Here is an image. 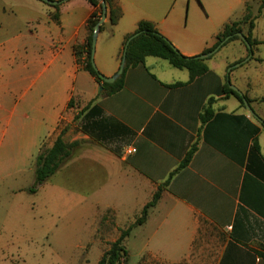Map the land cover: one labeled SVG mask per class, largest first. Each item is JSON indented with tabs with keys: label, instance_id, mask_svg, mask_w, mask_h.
<instances>
[{
	"label": "crops",
	"instance_id": "0c3cea01",
	"mask_svg": "<svg viewBox=\"0 0 264 264\" xmlns=\"http://www.w3.org/2000/svg\"><path fill=\"white\" fill-rule=\"evenodd\" d=\"M201 1L115 0L123 15L113 29L107 17L100 30L94 54L99 73L116 75L125 42L141 21L153 23L182 55L196 57L216 43L226 24L240 20L247 6L257 20L264 17L262 0H218L219 21L206 24L197 10ZM92 11L87 0L60 5L0 0L2 164L27 176L21 190L31 188L41 147L51 148L64 130L65 141L78 144L39 190L80 199L88 228L107 211L125 219L127 208L142 211L163 187L140 225L145 229L138 264H264V128L223 93L228 77L231 84L234 78L264 121V95L254 94L264 58L254 55L232 77L235 69L228 73L227 67L248 56L247 47L233 41L245 48L241 54L223 67L214 57L207 59L209 71L191 80L188 70L147 57L108 94L75 55L89 36ZM255 30L254 37L264 42ZM256 139L260 153L253 149ZM131 148L136 151L128 154ZM192 148L190 163L179 169Z\"/></svg>",
	"mask_w": 264,
	"mask_h": 264
},
{
	"label": "rangeland",
	"instance_id": "374dc122",
	"mask_svg": "<svg viewBox=\"0 0 264 264\" xmlns=\"http://www.w3.org/2000/svg\"><path fill=\"white\" fill-rule=\"evenodd\" d=\"M204 1L210 6V13ZM204 1L197 6L199 17L206 24L217 23L220 16L218 0ZM255 35L259 39L264 38V17H258ZM233 44L244 46L240 40ZM233 44H227L213 56L222 67L245 49ZM255 56L264 58V44L255 50ZM251 63L236 68L232 77ZM259 74L260 78H254L257 83L254 94L262 96L264 70L259 71ZM232 82L238 88L241 86L234 78ZM72 133H77L75 128ZM3 155L4 149L0 148V264H99L122 231L140 217L141 211L137 208L134 211L126 209L129 214L127 219L107 211L97 218L98 224L93 222L92 227L88 228L81 219L80 199H65L58 193L48 191V187L33 194L28 189L21 190L28 184L27 176H16L15 166L3 165ZM12 155L15 156V151ZM126 192L127 200L131 196ZM144 229L142 226L137 227L128 238L126 248L130 252V259L128 262L123 258L121 264H138L137 250Z\"/></svg>",
	"mask_w": 264,
	"mask_h": 264
},
{
	"label": "trees",
	"instance_id": "16d2710c",
	"mask_svg": "<svg viewBox=\"0 0 264 264\" xmlns=\"http://www.w3.org/2000/svg\"><path fill=\"white\" fill-rule=\"evenodd\" d=\"M87 1L93 7L92 14L87 23L89 36L84 45H78L75 47V55L77 58V63L82 67V69L87 71L99 85L103 83V88H105L108 94H112L118 91L122 87V79L126 71L130 67L145 65L147 57L160 58L169 62V64L174 68L188 70L190 73L191 80L202 76L203 74L209 71V68L206 64L207 59L198 60L196 59V57H186L182 55L168 39H166L159 33L153 23L148 21H141L138 24L137 30L133 34H138V36L131 40L128 45L126 52V67L123 75L113 84L103 82V75H101L99 71L94 68L92 63V39L94 28L103 16L102 2L106 4L108 25L111 29H113L118 24V22L122 18L123 12L117 6L115 0ZM56 8L59 9V6H56ZM263 9L264 0H262V3L260 5L259 14H262ZM54 18L58 21L59 15L56 14ZM256 20L257 17L254 16L251 12L250 6H247L245 15L238 21H233L229 24H226L222 31L217 35L216 43L211 48L206 49L204 53H209L213 51L227 37H231V39L226 42L223 47L236 40L242 41L241 38L236 35L237 33L241 32L247 37V40L253 48V57L251 58V60H253L255 55V49L258 46L264 44L263 41H260L254 37ZM105 28L106 24L101 26V30H104ZM130 37L127 38L125 46ZM242 43L245 45L243 41ZM249 54L250 51L248 50V55ZM242 60L244 59H241L240 61ZM228 81H230L229 77ZM228 81L223 87V93L226 96L235 97L240 102L242 107H245L243 98L247 99V101L252 104L253 100H251L246 94H244V97H242L237 92L233 91L229 87ZM71 106L72 102L69 103V107ZM209 111L210 110L207 109L206 113H209ZM204 117L205 116H203L202 118L204 119ZM262 126L264 128V122L262 123ZM259 131L260 129L256 128V132L259 133ZM64 133L65 131L63 130L51 148H46L44 146L41 147V150L37 155L34 163L35 183L31 188L28 189L29 193L33 194L38 192L39 188L45 182H47L66 163V161L71 156V152L73 148L78 144V142H66L64 139ZM253 149L260 153L258 139L255 140ZM194 152L195 148H192L187 154L184 161L181 163L179 169L186 167L190 163ZM165 185L166 183L163 186ZM162 192L163 187H159V189L154 193L152 200L144 206L143 210L141 211L140 217L128 229L122 231L120 237L115 242H113L111 244V248L104 253L99 264H121L123 258H125V260L127 259L128 251L125 246L126 238L130 235V233L135 227L143 225L147 221L150 210L157 205L158 201L162 196Z\"/></svg>",
	"mask_w": 264,
	"mask_h": 264
},
{
	"label": "water",
	"instance_id": "95a60500",
	"mask_svg": "<svg viewBox=\"0 0 264 264\" xmlns=\"http://www.w3.org/2000/svg\"><path fill=\"white\" fill-rule=\"evenodd\" d=\"M43 1L48 3V4H50V5H60L63 2H66L67 0H62V1L43 0ZM102 7H103V16H102L101 20L99 21V23L94 28L93 39H92V63H93L94 68H96L95 63H94V54H95V48H96V44H97L98 35L100 33L101 26L105 23V20L107 18V7H106V4L104 2H102ZM236 35L238 37H240L241 40L245 43L247 49L250 51V54L244 60H242V61L230 66L228 68V73H230L232 70H234L236 68H239V67L243 66L244 64L249 62L251 60V58L253 57V48H252L251 44L249 43V41L247 40V37L241 32L237 33ZM137 36H138V34H135V35L131 36L130 39L128 40V42H127V44L125 46V50H124V53H123V57H122V62H121L120 68H119L118 72L116 73V75H114L111 78H107V77L102 76L103 82L108 83V84H112V83L116 82L123 75V73L125 71V67H126V60H127L126 52H127L128 45H129L130 41L133 40ZM230 39H231V37H227L213 51H211L209 53L201 54L199 56H196V59H198V60H206V59H209V58L213 57L215 54H217L220 51V49L223 47V45H225V43L228 42ZM228 84H229V87L233 91L237 92L239 95L244 97V94L236 86L231 84L230 81H228ZM101 89H103V87H101ZM243 102H244V105H245L246 109L248 110V112L253 117H255L258 121L263 123L264 121L259 116H257V114L254 112L253 108L251 107V104L247 101V99L243 98Z\"/></svg>",
	"mask_w": 264,
	"mask_h": 264
},
{
	"label": "built area",
	"instance_id": "2783aa9c",
	"mask_svg": "<svg viewBox=\"0 0 264 264\" xmlns=\"http://www.w3.org/2000/svg\"><path fill=\"white\" fill-rule=\"evenodd\" d=\"M135 151L136 150L134 148H131V149L128 150V154H133V153H135Z\"/></svg>",
	"mask_w": 264,
	"mask_h": 264
}]
</instances>
